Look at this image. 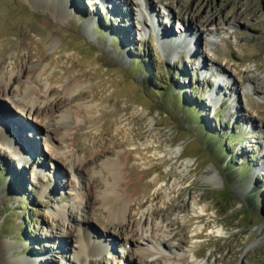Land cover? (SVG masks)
<instances>
[{
	"label": "rangeland",
	"instance_id": "1",
	"mask_svg": "<svg viewBox=\"0 0 264 264\" xmlns=\"http://www.w3.org/2000/svg\"><path fill=\"white\" fill-rule=\"evenodd\" d=\"M43 1L0 0V264H264V0Z\"/></svg>",
	"mask_w": 264,
	"mask_h": 264
},
{
	"label": "bare ground",
	"instance_id": "2",
	"mask_svg": "<svg viewBox=\"0 0 264 264\" xmlns=\"http://www.w3.org/2000/svg\"><path fill=\"white\" fill-rule=\"evenodd\" d=\"M46 1L47 0H44L43 2L48 4L49 2H46ZM103 4L106 5V6H111L110 3L105 1V0H103ZM198 23L200 25L204 24L203 21H199ZM164 29H166V25L164 26ZM175 39H178V38H176V37H173V39L171 38V42H169V44L172 45V46L174 44H176L178 42V40H175ZM179 39H181V38H179ZM173 40H175V41H173ZM182 44H184V43L182 42L181 44H178V46H180ZM15 81H16V83L18 85H20V81L19 80L15 79ZM5 87H7V86L5 85ZM8 87L10 88V86H8ZM3 89H4V87L0 85V93L2 94V96L4 94ZM70 89H71V86L68 85L67 88H65V92H69ZM24 98H25V102L26 103H29L31 101V93H30V91L28 89H27L26 95H24ZM59 103L61 104V102L49 103V104H46L44 107H42L41 110H39V109L38 110H34L33 112H34L36 118L38 117V119H39V120L35 119L36 122L42 124V119H45V123L47 124V126H51L50 124L52 122V117L54 116L55 112L58 111V109L60 107ZM28 110L30 111V109H28ZM43 113L45 115H43ZM40 117H42V118H40ZM60 119H65V120L68 119V114L62 115ZM66 121H68V120H66ZM0 128H2V123H0ZM50 132L53 135L54 134H59V129L57 127H53L52 129H50ZM12 133H13L12 130L7 129L5 131H2L0 133V135H2V136L5 135V137H7L9 141L10 140L14 141V137H13ZM98 144L101 147L104 143L99 141ZM112 148L113 147H111V146H107V147L106 146H102L101 149L94 154L93 158L88 159L87 161H79L78 164L76 165L77 168H79V170L88 169L90 167V165L96 164V162L100 158L104 157L105 155L114 153ZM177 152H178V154L181 152V147L176 148L173 151L167 152L165 154V156H171V155H173L175 153L177 154ZM105 167H106L105 170L106 171H110V173H111L109 178H111L113 183H115V181L117 180V174H118V168H119L118 167V162L117 161H108V162L105 163ZM76 169H74V170H76ZM90 183H91L90 188H91L92 192H94V190H96L97 187L101 185V181L98 178H93V177L91 178V182ZM113 187H114V184H111L110 187H108L105 190L103 196L101 197V201H102L104 207H106V215H107V217L110 220L109 222H112L113 220L117 221L118 224L119 225L121 224L120 226L123 228V229L119 228V231L126 232L127 227H130V226L133 227V225L129 224L130 222L129 223L127 222V223L123 224V221H125L124 218H125V213H126V210H127V208H126L127 206L124 204V200L122 198H120L116 193L114 194ZM89 194H92V193H89ZM87 199H88V197H87ZM87 202H88V204H90L89 203L90 202V198L87 200ZM91 210L93 212V209H91ZM122 225H124V226H122ZM130 235H131L130 238H133L135 235H138V232L135 230V231L131 232ZM164 236H166V234L163 235V237ZM162 243H160V245L162 244L163 247H164L165 243L164 242H162ZM81 247L83 248L82 244H81ZM147 250H149V249H147ZM147 250H145L144 248H141L142 257H146L147 256V254H146ZM153 263L157 264V262H153Z\"/></svg>",
	"mask_w": 264,
	"mask_h": 264
}]
</instances>
